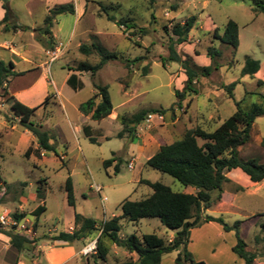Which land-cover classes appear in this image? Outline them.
I'll list each match as a JSON object with an SVG mask.
<instances>
[{
    "label": "rangeland",
    "instance_id": "374dc122",
    "mask_svg": "<svg viewBox=\"0 0 264 264\" xmlns=\"http://www.w3.org/2000/svg\"><path fill=\"white\" fill-rule=\"evenodd\" d=\"M257 2L8 0L9 21L0 27V40L7 43L3 50L0 49V60L6 64L12 62L14 71L23 74L10 76L7 86L0 89V214L10 213L18 219L23 215L28 227L36 233L31 239L39 242L19 254L1 234L0 264H45V255H52L61 247L49 239L59 232H67L70 227L80 228L75 225L76 214L98 223L118 217L122 214V202L144 200L153 193L144 183L146 180L162 183L174 192H195L192 187H185L171 176L153 170L147 166V161L161 145L180 140L188 130L200 127L214 132L234 114L236 102H241V107L249 110L262 101L264 87H258L257 81H264V14L254 12ZM65 4H73L76 13L56 17L52 29L55 47L45 49L36 40L37 31L44 26L51 9ZM109 17L114 20L110 21ZM191 17L197 18L196 25L188 41L175 45V50L182 61H188L200 74L196 83L198 94L187 95L179 102L175 93L183 91L187 76L181 64L168 61L164 66L162 59L169 57L172 29ZM230 20L239 27L237 50L216 38V33L223 35ZM127 25L136 28L129 30ZM22 26L29 27V30L18 28ZM141 29L146 33H141ZM92 44L117 54L118 59L108 62L95 76L78 72L82 88L75 91L67 85L66 78L72 71L70 69L80 63L96 65L99 62L96 53L85 56L79 51L81 45ZM209 48L218 50L220 56L212 60L207 55ZM52 52H58L54 63L50 61ZM137 58L140 59L134 62ZM248 58L261 63V71L254 77L242 75ZM211 65L213 72L203 77V69ZM233 83L237 85L232 99L226 87ZM95 84L109 87L115 112L113 119L117 118V121L90 122L92 136L96 139V143H92L82 130L76 131L75 122L77 107L94 97ZM14 92H21L18 97L24 105L39 107L32 120L52 136L55 152L44 154V159L36 155V139L22 128L8 107L7 98ZM153 108L166 110L164 121L154 120L149 126H143V131L139 130L140 127L136 129V135L144 134L146 140L150 136L154 138L151 151H141L138 141L115 136L117 131L123 130V116ZM251 136V146L242 148V158L259 157L264 164V116L256 119ZM199 143L203 144L201 140ZM29 149L32 151L27 157ZM113 157L119 162L117 173L115 166L104 167V162ZM131 162L134 165L129 169ZM68 178L73 183L75 207L68 204ZM238 179L241 184H247L243 176ZM97 185L102 188L100 193L95 190ZM236 192L231 182L225 184L222 200L203 216L222 218L229 225L244 221L241 234L248 250L262 252L264 244H257L255 237L263 235L259 225L264 223V186L255 194L250 188L249 193L239 194L236 200H232L231 195ZM41 205L46 206V212L36 222L33 212ZM258 216L261 217L258 219ZM149 234L171 242L175 232L165 228L158 219H142L138 224L121 221L119 236L122 239L132 235L142 238ZM99 237L100 232L96 230L86 239L70 245L74 252L81 250V253L69 264H119L131 260L124 249L107 238L103 239V244L110 248V252L105 262L98 260L97 249L84 256L83 249L97 242ZM235 244L234 233H226L219 224L212 222L192 231L188 249L195 261L243 264L232 252ZM177 255V252L165 255L162 264H175ZM134 257L135 260L137 257ZM255 264H264V259L259 258Z\"/></svg>",
    "mask_w": 264,
    "mask_h": 264
},
{
    "label": "trees",
    "instance_id": "16d2710c",
    "mask_svg": "<svg viewBox=\"0 0 264 264\" xmlns=\"http://www.w3.org/2000/svg\"><path fill=\"white\" fill-rule=\"evenodd\" d=\"M154 3V0H151ZM6 10L4 19L0 22L1 26H6L9 21L10 11L7 3L3 4ZM255 13L264 14V0H258L254 8ZM76 13L73 4H65L51 9L49 15L44 20V26L37 31L36 40L45 49L52 50L55 47L52 29L56 17L61 15H74ZM113 21V17H109ZM197 18L191 17L184 24H177L172 29V37L169 44V57L162 59V64L166 66L171 63H179L187 76L183 91H176V97L179 102L185 99L187 95L198 94L196 83L199 80V73L190 66L188 61H182L175 50V45H181L188 41L192 29L196 25ZM122 26V24H121ZM19 29L29 30V27L22 26ZM127 29H135V25H127ZM7 29V27L5 28ZM167 30V29H166ZM146 33L145 29L140 30ZM216 38L222 43L230 45L235 50L238 49L239 27L238 24L230 20L224 30L223 35L216 33ZM79 51L85 56L97 54L99 62L96 65L89 63H80L74 69V72L89 73L95 76L110 61L118 59L117 54L108 51L98 44L81 45ZM207 55L214 60L220 56V52L215 48H209ZM140 58L135 59L137 62ZM14 64H6L0 60V89L7 86L10 76H19L22 73L14 71ZM261 63L258 60L248 58L243 66L242 75L254 77L259 73ZM214 67L208 66L203 69V77L210 76ZM67 84L75 91L82 88V82L78 75L71 74ZM236 83L226 87L230 98L233 99V91ZM258 87H264V81H257ZM97 94L80 106V111L84 115H90L94 121H102L108 118L114 111V107L109 95L108 86L94 85ZM6 92V90L4 89ZM8 107L13 110L14 115L19 119V124L23 129L30 132L36 139L38 149L35 151L38 157L48 152H55L51 143L52 136L49 131L45 130L41 124L33 122V116L38 108H30L22 104L13 96L7 98ZM165 114L163 109H146L141 110L131 116H123L121 123L123 130L118 134V138L126 136L130 140L136 139V129L147 118L149 114ZM264 116V97L260 103L254 104L251 109L245 110L241 107V102H236V111L226 119L214 132H207L200 127L188 130L183 138L170 144H163L160 150L147 161V166L160 173L167 174L178 181L185 187H192L194 193L174 192L169 186L162 183L144 181L153 193L146 199L140 201L125 200L121 205L120 216L113 217L108 221L98 223L96 220L88 219L80 214L75 215L76 228L70 232H59L49 240L52 242H65L72 245L75 241L86 239L94 231L99 230L100 237L97 240V258L105 262L109 255L110 248L103 244V239L107 238L115 246L124 249L131 258L119 264H162L165 255L177 252L175 264H207L203 261H195L188 246L190 243L191 233L194 229L206 223H217L226 233H234L236 244L232 252L243 262V264H255L259 258L264 259V248L262 252L249 251L247 243L242 238L241 229L244 221L235 222L233 225L227 224L222 218H216L208 214H203L212 208L216 203L222 200L223 187L230 183L226 174L234 169H240L245 173L252 182L260 183L264 180V164L259 159L253 158L244 160L239 155V148L250 143L252 138L253 125L257 118ZM85 135L92 143L96 139L92 136L89 127L84 128ZM199 140L203 144L199 143ZM264 147V140L262 141ZM29 149L26 156L29 157ZM116 161L115 157L104 162L107 169ZM115 172H119L120 166L117 161ZM243 188L236 187V191ZM66 191L69 206L75 207V197L73 183L68 178ZM216 192V197L213 193ZM46 212V206H39L33 216L36 222H39L42 215ZM264 216V215H263ZM18 219V216H14ZM23 215L20 219H23ZM261 216H258L259 219ZM142 219H158L160 223L168 230L175 232L171 242H166L156 234L144 235L139 238L135 235L125 239L120 238L121 221L127 220L132 223H138ZM259 221L256 222V226ZM263 235H257L255 242L264 244V223L259 225ZM5 235L10 246L19 254L27 251L32 246L38 245L37 239L26 238L14 231H0ZM132 256L137 258L134 260Z\"/></svg>",
    "mask_w": 264,
    "mask_h": 264
},
{
    "label": "crops",
    "instance_id": "0c3cea01",
    "mask_svg": "<svg viewBox=\"0 0 264 264\" xmlns=\"http://www.w3.org/2000/svg\"><path fill=\"white\" fill-rule=\"evenodd\" d=\"M5 14H6V11L3 8V3L0 1V22L4 19ZM6 43H7L6 40H3V41L0 40V49L1 50H3L2 47ZM260 71H261V69H260ZM260 71H259V73H260ZM73 73H75L77 75L78 72L71 71L70 74H68V76L66 78V83H67V80L69 79V77L71 76V74H73ZM78 77H79V75H78ZM41 78H42V75L40 76L39 79H41ZM53 85H55L54 84V81H53ZM20 93L21 92H14V93H11V95L15 96L20 101L21 99L18 97V95H20ZM96 94H97V92H95L94 96ZM81 105H79L77 107L78 119L75 122L76 123L75 129H76L77 132H80L81 130L84 132V128L85 127H89L91 129V127L89 126V123L94 121L91 118V114L86 116V115H84V114L81 113V111H80V106ZM38 109H39V107H38ZM114 114H115V112L113 111V113L108 118H106V119L111 120V121H117V118L113 119L114 118L113 117ZM110 118H112V119H110ZM104 120H102V121H104ZM18 121H19V119H18ZM121 131H122V129L119 130V131H117L116 134H115V136L118 137V134ZM26 132H28V131H26ZM91 132H92V130H91ZM28 133H30V132H28ZM30 135H32V134L30 133ZM108 138H109V136H106V139H108ZM123 138H127V137L124 136ZM127 139L129 141H133V142L138 141L140 143V149H141V151H146V150H150L151 151V146L153 145L152 142H153V139L154 138L150 136V138L149 139L147 138V140H146L144 134H142V136L141 135H136V139H134V140H130L129 138H127ZM250 146H251V144L248 143V144H246V145H244V146H242V147L239 148V155H240L241 158H242V153H241L242 152V148L245 147L246 149H248V148H250ZM159 150H160V148L158 149V151ZM42 157H43V159L45 158L44 153L42 154ZM248 159H253V158H251V156H248L247 158H244V160H248ZM256 159H259L260 162L263 163L262 160L259 157L256 158ZM116 163H117V160L113 162V165L112 166H115ZM243 174H245V173H243L240 169H234V170H232V171H230V172H228L226 174L227 178L230 180V182L233 185H235V187H241V188H243V190L238 191V192L234 193L233 195H231L229 193L228 196L229 197L232 196L231 197L232 200H236L238 198V195L239 194L249 193V189L250 188H253L252 194H255L256 192H259L261 190L262 186H264V180L262 182H260V183H254V182H252L250 180V178L246 174H245V176ZM233 175H235V176H233ZM237 176H239V177H242L243 176L245 178L247 184H241V182L238 179L239 177L237 178ZM244 225H245V222L243 223L242 227H244ZM71 229H72V231L74 230L73 227H70L67 232H70L71 233L72 232ZM58 243L61 244V247L60 248H57L52 255L51 254H48V253L45 255V264H69L73 259H76L80 255V253H81V250L78 251L77 253L74 252V248L72 246H70L69 244L65 243V242H58ZM126 254H127L128 257H130V255L128 253H126ZM66 257H69L68 260H65V259H67ZM132 257H133V259L135 258L134 256H132ZM256 262H257V260H256ZM33 264H36V262H34Z\"/></svg>",
    "mask_w": 264,
    "mask_h": 264
},
{
    "label": "built area",
    "instance_id": "2783aa9c",
    "mask_svg": "<svg viewBox=\"0 0 264 264\" xmlns=\"http://www.w3.org/2000/svg\"><path fill=\"white\" fill-rule=\"evenodd\" d=\"M60 52V50H58ZM58 52H52L50 61L51 63H54L58 59ZM154 120H158L160 122L164 121V116L162 114L156 113V114H149L147 118L142 122L141 125L138 127L140 131H143V126H149ZM134 163L131 162L129 164V169L133 168ZM95 190L100 193L102 191V188L100 186H96ZM106 200V199H105ZM28 223V222H27ZM0 231H14L18 233L21 236H24L26 238H31L32 236H35L36 233L33 228L28 227V224H26L25 219H17L14 216H12L10 213H1L0 214ZM97 242H93L86 246L82 254L84 256H88L91 253H94L97 249L96 247Z\"/></svg>",
    "mask_w": 264,
    "mask_h": 264
},
{
    "label": "water",
    "instance_id": "95a60500",
    "mask_svg": "<svg viewBox=\"0 0 264 264\" xmlns=\"http://www.w3.org/2000/svg\"><path fill=\"white\" fill-rule=\"evenodd\" d=\"M3 4L7 3L8 0H0Z\"/></svg>",
    "mask_w": 264,
    "mask_h": 264
}]
</instances>
